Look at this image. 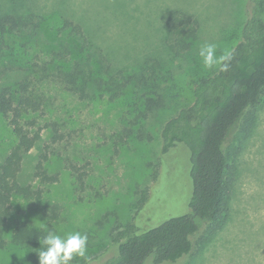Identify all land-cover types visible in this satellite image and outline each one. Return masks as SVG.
Listing matches in <instances>:
<instances>
[{
    "label": "rangeland",
    "instance_id": "374dc122",
    "mask_svg": "<svg viewBox=\"0 0 264 264\" xmlns=\"http://www.w3.org/2000/svg\"><path fill=\"white\" fill-rule=\"evenodd\" d=\"M247 6L248 0H0V17L18 23L0 39V88L14 91L31 82L45 100L35 115L41 140L24 158L19 180L42 187L43 202L60 208L57 235H87L85 256L70 264H100L116 256V239L128 226L140 234L189 213V152L180 144L162 157L160 131L191 105L197 81L215 73L220 58L238 43ZM171 14L197 24L195 41L183 55L169 48ZM64 20L81 26L82 35H70ZM204 43L216 46L219 63L212 67L198 54ZM76 61L93 78L131 83L113 101L110 85L101 99L81 101L56 78ZM149 101L161 105L147 111ZM52 124L62 135L59 142L52 141ZM15 143L0 116V163ZM226 152L224 212L216 223L203 225L190 255L165 264H264V91L232 130ZM43 156L48 174L57 177L52 184L34 178ZM144 192L147 201L140 208ZM42 206L15 198L6 241L19 220L45 225ZM43 247L0 250V264H31L28 256Z\"/></svg>",
    "mask_w": 264,
    "mask_h": 264
},
{
    "label": "trees",
    "instance_id": "16d2710c",
    "mask_svg": "<svg viewBox=\"0 0 264 264\" xmlns=\"http://www.w3.org/2000/svg\"><path fill=\"white\" fill-rule=\"evenodd\" d=\"M171 39L170 51L183 55L193 45L197 24L192 18L171 14L166 22ZM63 28L70 35H82V28L64 20ZM18 23L10 15L0 17V39L13 34ZM85 40L87 38L83 37ZM57 81L81 101L103 97L108 88L110 100L117 99L131 83L130 78L116 83L104 81L85 73L76 61L68 69H60ZM31 82H21L14 91L0 88V116L4 117L15 138V146L0 163V250L16 248L36 250L48 232H54L59 218L57 205L44 203V189L22 184L19 174L24 158L39 143L43 128L35 118L43 111V94ZM264 91V0H248L240 40L222 60L218 70L197 81L193 88V102L170 117L160 131V155L163 157L178 145L189 152L192 193L188 203L189 213L173 217L159 226L137 234L133 226L116 239L117 255L100 264H153L177 263L194 249V237L204 224L212 225L226 207L228 190L225 186L227 166L226 147L232 130L246 113L254 108ZM161 102L149 101L147 111L160 107ZM62 135L52 124V141L59 142ZM35 166L34 178L40 184L56 182L45 167L46 157ZM157 173L154 174V179ZM15 198L42 202V214L47 219L43 226L23 220L15 223L9 241L4 238V228L11 217V204ZM147 201L144 192L140 208ZM31 264H39L38 252L28 256Z\"/></svg>",
    "mask_w": 264,
    "mask_h": 264
},
{
    "label": "clouds",
    "instance_id": "9594fccd",
    "mask_svg": "<svg viewBox=\"0 0 264 264\" xmlns=\"http://www.w3.org/2000/svg\"><path fill=\"white\" fill-rule=\"evenodd\" d=\"M215 45L204 43L199 48V56L206 67L219 63L215 59ZM221 60L224 57L220 58ZM87 235L69 232L64 236L48 232L43 238V249L38 252L39 264H70L74 257H84L87 250Z\"/></svg>",
    "mask_w": 264,
    "mask_h": 264
}]
</instances>
